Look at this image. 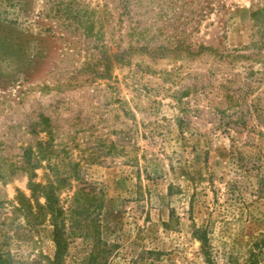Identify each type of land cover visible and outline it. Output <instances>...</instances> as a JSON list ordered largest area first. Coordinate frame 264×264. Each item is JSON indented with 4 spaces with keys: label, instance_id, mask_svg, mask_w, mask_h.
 <instances>
[{
    "label": "rangeland",
    "instance_id": "374dc122",
    "mask_svg": "<svg viewBox=\"0 0 264 264\" xmlns=\"http://www.w3.org/2000/svg\"><path fill=\"white\" fill-rule=\"evenodd\" d=\"M175 2L0 0V264L54 255L15 211L32 180H59L65 264H264V0H189L186 25Z\"/></svg>",
    "mask_w": 264,
    "mask_h": 264
},
{
    "label": "trees",
    "instance_id": "16d2710c",
    "mask_svg": "<svg viewBox=\"0 0 264 264\" xmlns=\"http://www.w3.org/2000/svg\"><path fill=\"white\" fill-rule=\"evenodd\" d=\"M191 5L189 0H176L175 6L177 7L176 10V17L174 22L178 24H187L189 21L192 20L194 16H191L193 12L186 13L188 11V6ZM203 11L204 6H202ZM191 14V15H190ZM191 16V17H190ZM201 16H203L201 14ZM253 16L256 19L258 25L256 26L255 30V37L256 40L252 42L250 46L246 47L247 49H251L252 47L261 49L263 51L264 48V8L258 10L253 13ZM87 22V20H86ZM83 23V22H81ZM185 32V31H184ZM177 45L175 46L174 50L180 49H191V44H186L185 41L181 40L180 38L176 40ZM259 45V47H258ZM202 47V46H201ZM167 49L163 46L160 49ZM203 49V47H202ZM242 50V49H241ZM200 51V49H199ZM193 53V52H191ZM259 58L263 59L261 56H264L262 52H259ZM242 56V55H240ZM232 98V96H228ZM43 131H46L48 134H51L50 130V123L48 118H44L41 122ZM41 131V130H40ZM53 142L51 137L48 139H41L38 140L36 143V150H33L32 147L26 149L25 157L26 161L29 165L33 168H38L40 166V161L43 159L51 160V157L54 153L53 150ZM34 159V160H33ZM51 165V163H49ZM35 175V174H34ZM61 181H64L61 179ZM66 181V180H65ZM61 186L59 184V180L57 182H53L49 180L47 183L42 182H35L32 180L30 182V195L27 196L23 191L18 192L16 201L17 206H15V211H18L25 219V224L30 231H38V229L46 223H49L52 226V241L55 245L54 255L51 258H47L50 264H65L64 263V255L68 250L69 240L67 235V225H68V216L64 206H62L60 197L58 195V191L60 190ZM41 199L44 201L42 202ZM91 197L90 192H86L85 188L79 189L74 195V201L77 204L74 210H72V215L70 220L74 222L75 225H85V220L87 216H89V210L91 207ZM81 200L87 201L88 205H80ZM204 242H206L204 240ZM207 245V244H206ZM259 250H264V239L262 242H257L255 244ZM207 262L208 264H216L212 258L211 254L208 251H205ZM4 259L0 255V262H3ZM249 264H256L254 259L249 260Z\"/></svg>",
    "mask_w": 264,
    "mask_h": 264
}]
</instances>
